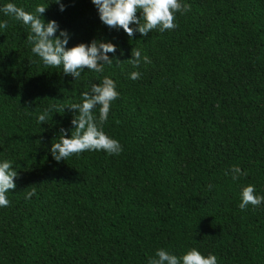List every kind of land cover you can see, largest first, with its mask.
<instances>
[{"label": "trees", "instance_id": "16d2710c", "mask_svg": "<svg viewBox=\"0 0 264 264\" xmlns=\"http://www.w3.org/2000/svg\"><path fill=\"white\" fill-rule=\"evenodd\" d=\"M180 2L190 11L175 13L174 29L129 37L91 0H60L63 11L56 0H0V163L17 171L0 207V264H148L158 249L193 248L217 264H264V202L239 208L249 184L264 196V0ZM8 3L46 7L41 19L69 33L68 48L114 44L112 65L76 80L46 66ZM132 49L151 63L133 67ZM105 76L119 96L102 130L122 151L55 161L51 144L74 127L67 107ZM233 166L247 175L233 181Z\"/></svg>", "mask_w": 264, "mask_h": 264}, {"label": "clouds", "instance_id": "9594fccd", "mask_svg": "<svg viewBox=\"0 0 264 264\" xmlns=\"http://www.w3.org/2000/svg\"><path fill=\"white\" fill-rule=\"evenodd\" d=\"M96 6L99 19L109 28H122L123 31L132 37L135 32L145 36L154 29L160 32L172 30L175 24V13L181 14L190 11V5L181 4L180 0H91ZM60 4V0H56ZM64 10L60 4V11ZM141 11L142 19L137 18V11ZM3 13L22 21L24 25L30 26V35L27 41L33 54L37 55L46 66L60 67L65 75H71L74 80L79 79L81 71L88 69L96 73L104 70V65H112L108 53H115L116 46L108 42H98L92 40L90 44L80 43L73 47H66L69 40V33L66 30L59 32L57 36L58 24L54 20L47 23L41 19V14L46 11V7L38 5L35 12L38 15L26 12L12 3L6 4ZM143 21V22H142ZM138 25L135 29L130 25ZM8 27L7 21L0 22V29ZM132 58L128 60L133 67H139L143 61L145 64L151 63L150 59L139 49H132ZM119 62V60H117ZM130 78L133 80L140 78L139 72H132ZM119 93L116 91L115 82L104 77L99 84H92L89 92L82 93V102L73 103L69 107L76 112L71 120L74 126L70 138H66L64 129H61L59 142L52 143L50 152L57 162L65 160L73 154L84 151H101L109 155H119L122 151L120 143L109 138L103 129V124L107 121L111 102L116 100ZM99 106V118L93 115V109ZM64 110V109H63ZM49 112L46 110L38 116V122L45 123ZM232 180L236 181L241 175L246 176L247 172H242L237 166L230 169ZM229 173L226 172L225 175ZM17 178V171L13 169L11 161L0 163V207H8L10 201L7 197L9 190L15 189L14 180ZM212 186L209 185V188ZM36 195L33 188L25 198L28 199ZM241 202L239 208L244 210L249 204L259 206L264 202V196L255 195V187L251 184L242 188L240 192ZM148 264H217V257L209 254L203 256L196 249H191L182 257L170 254L164 249H158L154 258H149Z\"/></svg>", "mask_w": 264, "mask_h": 264}]
</instances>
